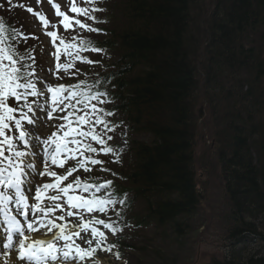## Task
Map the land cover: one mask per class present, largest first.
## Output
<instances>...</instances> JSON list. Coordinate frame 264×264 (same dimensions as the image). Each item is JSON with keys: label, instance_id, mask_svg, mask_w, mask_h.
<instances>
[{"label": "trees", "instance_id": "16d2710c", "mask_svg": "<svg viewBox=\"0 0 264 264\" xmlns=\"http://www.w3.org/2000/svg\"><path fill=\"white\" fill-rule=\"evenodd\" d=\"M95 4L103 16L94 27L100 39L85 42L112 55L88 83L107 93L126 129L127 150L111 181L114 195L125 198L127 221L183 247L204 200L196 113L205 105L213 135L203 165L228 202L222 219L233 242L212 264H264V0ZM4 22L9 34L16 30ZM210 154L215 163L206 164Z\"/></svg>", "mask_w": 264, "mask_h": 264}, {"label": "snow or ice", "instance_id": "6c2138e0", "mask_svg": "<svg viewBox=\"0 0 264 264\" xmlns=\"http://www.w3.org/2000/svg\"><path fill=\"white\" fill-rule=\"evenodd\" d=\"M9 4L12 0H7ZM40 0H37L39 3ZM51 3V0H49ZM88 4L94 5L96 0H86ZM2 7V5H0ZM56 9V15L62 17L61 24L65 31L70 28L75 30L78 26L80 29H86L88 32L99 33L101 30L91 27L87 23L81 21L78 17L83 16L85 20L96 22L93 13L101 11L98 7L92 6H72L70 11L75 14L69 17L60 10L58 4H53ZM27 11L38 17L44 29L51 27L52 31H45L55 45L57 39L59 44L64 48V54L71 56L76 53L88 52L102 53V49L92 46L90 42H85L80 38L79 34L71 37V42L66 41L63 37H58L56 30L57 25L50 22L38 12H33L31 7ZM10 26L5 25L0 20V109L5 115H0V224L3 225V234L0 235V255L15 251L17 255L12 257L13 262L18 260L23 264H81V262L92 258V254L98 249L111 251L115 247L114 244H107L108 237L104 231H99L96 227L90 229L91 237L87 241L90 247L82 248L75 244L72 240L77 237L83 240L80 232L86 235L89 232V223L102 225L104 229L109 230L113 235L118 233V229L113 223L106 222L104 219H89L88 223H83L85 213H106L109 206H113L112 210L118 202L109 195L105 199L98 198L93 194L100 193L101 190L107 189L112 185V181H106L101 184L82 183L80 178H76L67 184L64 181L68 177L80 169L89 172L92 169L88 165H103L105 162L94 158L100 155H109L114 149L106 147L105 134L114 132L115 128L110 126L104 117L113 115L111 110H105L100 107L108 103L106 99L107 93L96 88V82L91 84L78 81L74 85H58L56 87L47 86V82L38 77L35 67V56L32 49L20 48V43H24L29 36L11 30ZM36 39V37H31ZM7 41V43H6ZM56 61L60 60V49L57 48L55 56ZM76 59L82 63L94 65L100 63L91 59H85L76 55ZM73 65L70 63L55 66V74L59 77V72H64L69 77H75L76 72L71 69ZM50 71H52L50 69ZM38 84L46 85L45 88H38ZM47 93H52L51 110H48ZM29 97H45L42 103L35 100L29 102ZM9 98H13L17 102V107H10L7 104ZM21 101H23L21 103ZM37 112L46 113L49 119L52 114L59 112L62 115L56 119L65 123L57 125V131L62 132L66 140L63 143L57 142V133L47 141H40L43 145V155L45 162L50 161L51 166L63 168L68 160L75 161V166L66 169L64 174H58L47 163L43 172L37 170L36 158L37 154L27 151L29 148V140L33 137L24 129L23 121L28 125H33ZM19 113V118H15L13 114ZM31 114V115H30ZM6 121L14 123V129L19 132L15 139L22 142L21 150L17 144L13 143V138L5 135L4 130L12 131V127ZM87 126L88 130H84ZM68 130H65V129ZM101 130L98 132L97 129ZM29 137V139H26ZM36 139H39L36 137ZM95 142L100 145L98 149L93 147L86 140ZM113 137L107 136V141H111ZM5 151L9 155L5 156ZM63 156V159H61ZM29 157L31 159H29ZM101 171L110 172L111 169L101 168ZM49 176L51 182L37 185L36 177ZM80 193H89V197H84ZM30 199L33 203H30ZM47 201V203H45ZM62 213L56 216L55 213ZM13 212L15 214H13ZM119 215V214H118ZM66 217H76L81 221L79 224H72L67 221ZM61 222V223H58ZM46 229L41 235L50 238L45 240L41 238L33 239L32 233L40 229ZM6 238V242H5ZM63 242V243H61Z\"/></svg>", "mask_w": 264, "mask_h": 264}, {"label": "rangeland", "instance_id": "374dc122", "mask_svg": "<svg viewBox=\"0 0 264 264\" xmlns=\"http://www.w3.org/2000/svg\"><path fill=\"white\" fill-rule=\"evenodd\" d=\"M53 4H58L60 6V10L67 14L69 17L75 16L74 13L70 11L72 6H87L92 7V4H88L86 0H40L37 3V0H12V3L9 4L7 0H0V5H2L1 18L8 17L11 19L18 28V32L25 33L26 36H29V39L22 46V49L29 48L32 49V54L35 56V60L37 59L38 67L42 68L45 72L41 73V80L47 82V86H58V85H74L78 81H82V78L86 79L87 77L94 74L97 68L94 65L83 64L79 60L76 59V55L78 53L68 56L64 54V48L59 44V39L53 44L51 38L45 34V31H52L53 29L49 27L47 30L44 29L40 20L36 15L27 11L28 7L33 9V12H38L41 15H44L45 18L50 22V24L57 25L58 37H63L66 41L71 42V37L79 34L80 37L86 35V37H97L100 39V36L89 35L86 29H80L78 26L73 29H69L65 31L63 25L61 24L62 17H58L56 15V9L53 7ZM24 6V7H23ZM3 8V9H2ZM94 16L97 13H93ZM81 21L87 23L91 26L92 20H85L83 16L78 17ZM97 21V20H96ZM22 30H21V29ZM31 37H36L33 39ZM60 49V60L56 61L55 56L57 53V48ZM98 54V53H96ZM80 56V55H79ZM102 55H96L97 60H100ZM85 59H91L95 61L94 55L90 56H82ZM57 63L64 64L70 63L73 65L71 69L73 72H76L77 75L75 77H69L64 72H59L58 76L63 77L62 79L57 78L55 74V66ZM50 69L52 71H50ZM37 72V71H36ZM40 72V70H39ZM46 85L38 84V88H45ZM52 93L46 92V97L48 99V110H51V97ZM45 97H29V102L35 100L37 103H42ZM10 106L12 103L13 107H17V102L14 101L13 98H9ZM23 101H21L22 103ZM9 106V105H8ZM15 118H19V113L13 114ZM31 115V114H30ZM62 115V113L56 112L52 114V118L49 119L44 112H37L34 118L33 125H28L27 122L23 121L22 123L26 128L24 129L30 133V136L33 137L32 143H30V148L27 151H32L39 155V157H43V155L37 151L38 145L42 143L44 139L48 140L52 133L56 132L57 142L63 143L66 138L63 136L62 132L57 131V125L65 123L62 120L56 119L57 116ZM196 115L198 116V130L196 137V154H197V178L199 182V187L201 194L203 195V201L201 203V207L199 210V220L197 224L194 226L192 232H188L183 238H181L183 247L178 248L177 243L171 244L172 237H163L158 231H154L152 228H136L131 225L127 220L129 218V214L127 212V208L122 201H117L118 204L115 207V211L122 215L124 218V224L122 223L121 234L113 235L109 230L103 228L102 225H96L94 223H89V232L86 235L84 232H80V236L83 237V240L73 237L72 240L75 244L80 245L82 248L87 249L90 246L85 243L88 239L92 238L90 229L92 227H96L99 231H104L106 236L108 237L107 244H118L121 246V249L124 251L116 252L112 248L111 251H104L98 249L95 253L92 254L91 259H87L81 264H169L170 259H174L176 264H212L214 261H221L224 258V253L229 252L230 243L227 240V234L229 233V227H231L230 223L227 224L226 221L222 219L223 216L226 215L227 208L225 204L228 202L225 200L224 194L219 189V183L216 179L207 174L206 166L204 167V155L206 154V150L211 143V137L213 135L212 132V124L208 125V111L206 110V106L202 108L199 107ZM86 126L84 130H86ZM65 130H68L67 128ZM5 135L13 138V143L17 141L15 137H18L19 132L14 129V131H5ZM38 137L39 139H36ZM1 140V138H0ZM87 143V141H85ZM114 143L118 148L125 147V139L123 137V132L120 131L119 135L114 138ZM32 144V146H31ZM92 146L96 148H100L98 144L95 142H91ZM21 150H24L23 146L20 144L19 146ZM116 148V149H118ZM94 158L100 159L105 163L103 165H95L91 167V171L85 172L83 169L78 170L73 173L72 176L68 177V180L64 181V184H67L71 181H74L76 178H80L82 183H91L92 181L95 184L102 182V180H110L112 175H114L113 171L119 169V161L113 160L112 158L105 157L101 153ZM63 159V156H61ZM215 156L210 154L207 156L205 163H215ZM46 163L50 165V161L45 162V164L40 165V169L38 171L43 172ZM75 161L68 160L67 163L64 164L63 168H59L56 166H51L53 170H55L58 174H64L66 169L69 167L75 166ZM209 164V165H210ZM111 169L108 171H101V168ZM37 183L42 185L44 183L51 182V178L49 176L36 177ZM103 191V190H101ZM93 194L98 198L105 199L110 194L109 193H95L94 189L92 190ZM83 195L84 197H89V193H80L77 192V195ZM112 198V197H111ZM114 200V199H113ZM224 202V204H223ZM47 203V201H45ZM118 206V207H117ZM113 206H109L106 215H100L99 212L93 213H85L83 223H88L89 219H104L106 222H113L112 210ZM134 212L140 213L139 207L136 205L134 207ZM116 213L115 215H117ZM59 211L55 213L56 216L61 215ZM105 214V213H104ZM67 221H71L72 224H79L81 221L77 220L76 217H66ZM58 223H61L58 221ZM135 224V222H133ZM40 232L32 233V236H39L43 232L41 229ZM147 242V243H146ZM63 243V242H61ZM120 248V247H119ZM140 248H145V252H140ZM161 249L162 253H160V257L155 255V250ZM131 250V251H128ZM176 256V257H175ZM163 257L164 260H161ZM168 258V259H167ZM12 259V255L9 253L0 256V263L7 262ZM9 264V261L8 263ZM18 264H23V262H18ZM73 264H76L74 261Z\"/></svg>", "mask_w": 264, "mask_h": 264}, {"label": "bare ground", "instance_id": "6f19581e", "mask_svg": "<svg viewBox=\"0 0 264 264\" xmlns=\"http://www.w3.org/2000/svg\"><path fill=\"white\" fill-rule=\"evenodd\" d=\"M50 236H51V234L49 233V235H48L46 238H42V239L47 240V239H49ZM43 237H44V236H43ZM13 253H14L13 257H15V256L17 255V253H16L15 251H14ZM8 261H9L10 264H18V261H17V260L13 262V260L10 259V260H8ZM8 261H7V262H4V263H0V264H7Z\"/></svg>", "mask_w": 264, "mask_h": 264}]
</instances>
